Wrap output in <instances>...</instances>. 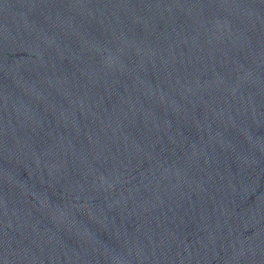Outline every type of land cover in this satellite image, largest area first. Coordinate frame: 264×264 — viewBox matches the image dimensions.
<instances>
[{
  "label": "water",
  "instance_id": "95a60500",
  "mask_svg": "<svg viewBox=\"0 0 264 264\" xmlns=\"http://www.w3.org/2000/svg\"><path fill=\"white\" fill-rule=\"evenodd\" d=\"M0 264H264V0H0Z\"/></svg>",
  "mask_w": 264,
  "mask_h": 264
}]
</instances>
